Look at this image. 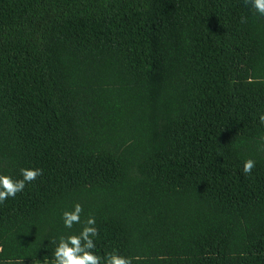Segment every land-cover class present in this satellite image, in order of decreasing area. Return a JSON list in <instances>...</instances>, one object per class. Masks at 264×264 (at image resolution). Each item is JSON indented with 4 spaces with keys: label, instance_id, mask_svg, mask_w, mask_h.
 Instances as JSON below:
<instances>
[{
    "label": "trees",
    "instance_id": "trees-1",
    "mask_svg": "<svg viewBox=\"0 0 264 264\" xmlns=\"http://www.w3.org/2000/svg\"><path fill=\"white\" fill-rule=\"evenodd\" d=\"M111 97L139 132L102 135ZM262 112L246 0H0V174L41 169L0 203V259L51 264L91 215L100 256L264 264Z\"/></svg>",
    "mask_w": 264,
    "mask_h": 264
},
{
    "label": "clouds",
    "instance_id": "clouds-1",
    "mask_svg": "<svg viewBox=\"0 0 264 264\" xmlns=\"http://www.w3.org/2000/svg\"><path fill=\"white\" fill-rule=\"evenodd\" d=\"M251 9L264 16V0H246ZM259 121L264 124V112L260 113ZM255 161L251 158L245 159L242 164V172L249 174L253 169ZM21 179H13L10 175L0 174V203L8 197H15L17 192L23 191L26 182L34 181L41 175L39 168H21ZM82 207L75 203L71 211L65 210L61 213V220L65 229H72L74 224L81 223ZM94 216L89 215L83 222L78 233L60 235L55 241V248L51 251V264H132L133 257L119 255L115 251L98 255L94 250L96 243L94 238L98 236ZM0 264H22L20 257H8L0 259ZM48 264V262H46Z\"/></svg>",
    "mask_w": 264,
    "mask_h": 264
},
{
    "label": "rangeland",
    "instance_id": "rangeland-1",
    "mask_svg": "<svg viewBox=\"0 0 264 264\" xmlns=\"http://www.w3.org/2000/svg\"><path fill=\"white\" fill-rule=\"evenodd\" d=\"M110 105H112L111 108L107 109H113L110 111V114L117 117H115L114 120L111 117L106 126L103 125V128L101 130L103 131V136H112L116 135V133H121V135L123 136H128L139 132L140 129L136 127L138 120L134 118L135 114H133V112L130 110L127 103L123 102L119 104V102L114 97H111ZM119 109L121 112L119 111ZM95 110L98 112L99 108ZM81 203V205L83 206L87 204V200H81ZM29 264L37 263L31 262Z\"/></svg>",
    "mask_w": 264,
    "mask_h": 264
}]
</instances>
